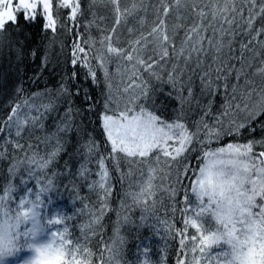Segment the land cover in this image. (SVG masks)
<instances>
[{
	"label": "snow or ice",
	"instance_id": "snow-or-ice-1",
	"mask_svg": "<svg viewBox=\"0 0 264 264\" xmlns=\"http://www.w3.org/2000/svg\"><path fill=\"white\" fill-rule=\"evenodd\" d=\"M97 5L110 6L114 16L110 29L96 23L94 9ZM87 7L92 10V19L84 24L88 33L85 39L79 32L78 16L84 15L81 0H55V9L54 0H0V43L6 30L9 35L13 31L18 34L21 20L33 24L37 16L43 21L42 32L50 30L54 35L59 25L71 34L73 27L76 28L68 61L71 72H63L55 89L45 88L33 93L31 100L22 98L14 104L9 101L6 106L10 111L0 120V145L12 143L18 150L24 147L19 139L25 128L29 132H44L46 114L54 108L58 110V102L67 105L64 117L68 119L54 121V131L45 132L41 141L48 151L37 158V151L29 143L27 147L33 150L32 155L16 162L26 166L28 179L19 177L21 184H29L30 179L34 181V187L18 197L19 188L13 183L16 177L10 175L7 187L0 185V226L17 218L21 212L27 214L30 211L31 222H25L21 227L17 221L14 232L9 224L10 235L27 243L43 220L47 225L45 231L53 229L50 236L58 237L72 248L74 264H85L82 258H75L77 254L90 255L86 264H92L95 254L85 246L88 239L85 231L99 224L109 210L113 186L106 161L111 159L122 182L126 176L131 180L134 167L144 178L135 182L137 191L123 192L132 204L144 205L143 212L148 211L150 200L155 205L153 198L158 189L167 193L169 209L173 213L176 198L182 197L183 227L177 229L169 224L165 229L171 230L178 240L180 256L176 258V264H233L237 244L242 248L246 246L245 258L240 264H264V135L258 139L252 135L257 131L264 134V58L259 59L255 68L252 64V59L260 57L257 46L264 49V0H87ZM150 8L151 22L148 19ZM62 9L67 10L64 23H60ZM189 19L191 23L186 26ZM93 27L100 31L99 38L92 36L90 30ZM125 29L129 38L122 41ZM181 29L184 35L177 47L176 36ZM241 34L248 38L247 43L240 42L241 55L223 59L224 50L231 51L236 36ZM51 48L50 40L41 54V69L48 66ZM14 50L19 59L21 49ZM245 51L252 57L245 58ZM209 53L211 63L205 67ZM30 56L35 59V48L30 51ZM230 60H238L240 66L230 65ZM78 65L83 83L77 80ZM189 65H194L190 71ZM110 67L114 70L110 71ZM249 69H252L251 73ZM197 71L200 93L194 95L192 75ZM185 73H188L187 79H184ZM255 77H260L259 84ZM230 78L235 80L231 86ZM35 79L39 76L33 82ZM150 80L160 87L154 90ZM89 81L98 90L95 99L87 86ZM164 84L171 86L166 95L178 101L171 119L166 118L161 105L156 104L157 91H163ZM101 86L103 91H100ZM221 90L223 102L214 114L212 106ZM22 91L17 86L16 92ZM44 97L48 98L47 103L34 102ZM75 97H80L85 104L83 110L74 107ZM202 97L208 98L207 103H201ZM97 106L101 109L97 119L101 121L106 137L105 147L110 150L107 154L99 153V142L91 132L88 140L83 141L81 122L76 125L79 143L75 155L78 159L83 157L76 177L85 182L88 191L100 193V206L92 212V221L79 227V235L73 239L66 223L72 217L47 215L45 196L59 189L54 186L53 179L42 181L39 174L46 172L61 152L67 150L68 141L62 139V135L72 132L73 113L77 116H83L84 112L91 114ZM197 109L200 114L190 121V128L189 117ZM89 122L94 123L91 115ZM245 129L252 138L239 142ZM233 136L237 142L212 146L214 142L218 145L225 137ZM80 148L85 151L80 152ZM193 153L197 154L195 166L191 161ZM121 161L125 171H121ZM16 163L11 165L10 173L13 169L19 171ZM93 163L96 165L94 173L89 167ZM65 168L60 175L71 176L67 161ZM158 172L163 173L159 178L164 181L171 177L170 183L156 185ZM93 174L96 179H89ZM52 175L57 173L54 171ZM186 181L190 182V192L184 187ZM129 187H132L131 183ZM73 191H76L75 185ZM141 219H144L143 215ZM190 229L193 233L189 237ZM217 238H222L219 245H216ZM107 251L111 261L114 248L109 247ZM102 255L103 250L101 258ZM143 264H148V260L145 259Z\"/></svg>",
	"mask_w": 264,
	"mask_h": 264
},
{
	"label": "trees",
	"instance_id": "trees-1",
	"mask_svg": "<svg viewBox=\"0 0 264 264\" xmlns=\"http://www.w3.org/2000/svg\"><path fill=\"white\" fill-rule=\"evenodd\" d=\"M81 7L84 11L82 17L78 16L80 22L79 32L84 34V38L87 39L88 33L85 31L84 24L86 21L92 19L91 11L87 7V0H81ZM123 7V3H122ZM55 9V0H54ZM96 12V23L100 25L101 28L110 29L114 22V16L111 13L110 6L97 5L95 7ZM67 10H60V23L65 22V12ZM55 15V11H54ZM103 17V19H100ZM149 22L153 19L151 8L148 14ZM174 22V21H173ZM131 23V21H130ZM191 19L186 23L190 24ZM42 19L37 16L36 22L33 24H25L23 20L20 21L21 30L17 32L13 31L11 35L8 34L6 30L2 43H0V120L4 119L10 111L8 105L9 101L13 104L21 101L22 98H28L31 100L32 94L36 92H42L45 88L55 89L58 87V81L63 72H71V66L68 63L71 54V44L74 37L76 36V28L73 27L71 34L66 30L61 29L59 25L57 26V31L53 35L51 31L42 32ZM260 21H257V26ZM9 29L11 25L8 26ZM93 37L99 38L100 31L93 27L91 30ZM119 31V30H118ZM138 34L134 33V35ZM184 35V30L181 29L179 34L176 36V44L179 47L180 40ZM128 33L126 29L123 31L121 40L128 39ZM227 39V38H226ZM247 37L243 34L237 35L235 42L233 43L232 50H224L223 59H227L229 55L240 56V42L243 41L247 43ZM264 39V37H262ZM52 42V48L49 51V63L44 69H41V54L44 52L48 43ZM23 42L21 45L20 42ZM62 46V48H61ZM99 47V44H97ZM251 47V45H250ZM15 48L21 49L20 58H17V52ZM36 49V57L33 59L30 56V51ZM260 52V57L252 59L253 68L258 66L259 59L264 58V49L259 46L256 48ZM171 52V49H170ZM245 58H251L252 54L245 51ZM95 64L96 62L93 61ZM183 63V61H181ZM211 63V53L205 58V67ZM229 64H236L237 67L240 66L238 60H230ZM194 65H189V71ZM171 67V65H169ZM114 68L110 67V71ZM252 69H249L251 73ZM98 77L100 73H97ZM165 77L167 73H164ZM188 73H185L184 79H187ZM199 71L192 75V80L194 82V95H199L200 87L199 80L197 79ZM39 76V79L34 78ZM234 76V74H233ZM147 78V74H145ZM114 84L116 78L114 77ZM259 84L260 77L254 78ZM77 80L80 83V69L77 66ZM150 84L153 89H158L160 85L150 80ZM243 81L241 80V83ZM235 83V80L230 78L229 85ZM17 86H20L23 91L21 93L16 92ZM91 89L93 98L97 96L98 90L92 86L91 82L87 85ZM171 90V86L168 84L163 85V91H157L156 104L161 105L162 110L165 112L166 118H172V110L178 107V101L172 99L166 95L167 92ZM100 91H103V86H101ZM207 97L201 98V103H207ZM36 104L47 103L48 98H38L34 101ZM223 102V92L221 90L215 96V103L212 106V112L215 114L219 111L220 105ZM74 107H79L81 110L85 108V104L81 101L80 97H75ZM67 105L58 102V110L56 108L50 114H46L47 118L44 120V132L35 130L29 132L27 128L24 130V134L19 139V143L23 144L22 149H14L12 143H6L0 145V185L7 187L10 175L16 177L13 183L19 188L17 196L24 195L29 188L34 187V181L29 179V184H21L19 177H24L28 179L26 174V166L16 163L18 161L27 160L31 155L32 151L35 150L39 155H44L48 149L41 143L45 138V132L54 131V121H61L68 119L64 117V112L66 111ZM101 112L99 106H97L96 111L89 114L84 112L83 116H77L73 113V130L68 135H62V139L68 141L66 143V151H62L58 159L52 163V165L44 173H40V178L42 181H47L49 178L53 179L54 186L58 187L59 190L53 191L45 196L47 202V215L49 217L56 214H65L71 219L67 220L66 223L69 226L72 238L76 239L79 235L78 228L88 224L92 221V212L99 208V195L98 191H88L85 186V182H82L76 177V172L80 167V162L83 159L81 156L79 159L75 155L78 146V136L76 131V125L82 122L83 136L82 140H88V133L91 132L95 140L99 142V153L107 154L109 148L105 147L106 137L103 133L101 127V121L97 119L98 114ZM159 114V112L157 113ZM200 114L199 109L196 113L189 117V127L191 128V120L196 119ZM89 115H91L92 121L89 122ZM264 119V117H262ZM210 120V118H209ZM255 138H260L261 132L257 131L252 134ZM39 138V139H38ZM245 129L239 138V142H246L251 139ZM229 142H237L236 137H225L217 145L213 143V147L216 146H226ZM32 143L34 146L33 150L28 149V144ZM39 145L38 148L36 146ZM84 148H80V152H84ZM27 153V155L25 154ZM97 153V156H99ZM197 154L193 153L191 156V161L193 166L196 165ZM67 161L69 169L71 171V176L60 175L66 171L65 162ZM13 163H16V168L12 172L9 169ZM106 165L109 168L110 176L112 178L111 183L113 186V191L110 197L109 210L103 216L102 221L99 224H94L92 228L85 231V235L88 237L85 241V246L89 247L91 251L95 254L92 259V264H143L144 260H148V264H176V258L180 256L178 250V240L175 238L171 230L165 231L168 225H174L175 228H182V212L181 209L184 205L181 203L182 197L176 198V211L173 213L169 209L170 201L167 198V193L157 190V195L153 198L155 200V205H152L151 200L149 201L148 211L143 212L144 205L132 204V201L123 195L124 191H137L136 183L137 181H142L144 178L139 175L137 168H133L131 180L126 176L122 182L118 177V172L113 168L111 159L106 161ZM95 172L96 165L93 163L89 166ZM163 167V165H161ZM121 171H125V165L121 161L120 165ZM57 175L53 177V172ZM158 178L155 181L156 185L169 184L171 177L168 181H164L159 177L163 176V173H157ZM91 180H95L96 176L93 174L89 177ZM71 180V183L69 182ZM132 187H129V184ZM190 182L186 181L184 187L190 192L188 184ZM75 185L76 191H73V186ZM47 186L46 183L44 185ZM35 191V188H33ZM193 198L189 196L191 201ZM161 200L163 203H161ZM86 205V207H84ZM191 212L189 213V215ZM98 215V213H97ZM144 219H141V216ZM165 221L168 223L165 224ZM53 231L52 228H48L42 235L50 236L49 234ZM91 233H95L92 235ZM193 230H189L188 236L190 237ZM171 237V238H170ZM190 242V241H189ZM109 247L114 248V258L109 261L110 253L107 251ZM103 250V255L101 258V251ZM23 252V251H22ZM21 252L12 259L7 261V264H19V255Z\"/></svg>",
	"mask_w": 264,
	"mask_h": 264
},
{
	"label": "clouds",
	"instance_id": "clouds-1",
	"mask_svg": "<svg viewBox=\"0 0 264 264\" xmlns=\"http://www.w3.org/2000/svg\"><path fill=\"white\" fill-rule=\"evenodd\" d=\"M62 218V213H61ZM32 213L25 214L21 212L17 218L4 223L0 226V264H7L9 259L14 258L22 251H29L31 254L21 262V264H74L73 250L68 245L62 243L58 237L49 236L47 240H40L41 235L45 232L47 225L43 220L33 230L32 236L27 243L17 240L15 236L10 235L9 224L12 225V231L16 230L17 221L23 227L25 222H31ZM222 242V238L216 239V245ZM245 247L237 244L233 253V264H240L243 260ZM77 259L82 258L83 262L91 259L90 255L77 254Z\"/></svg>",
	"mask_w": 264,
	"mask_h": 264
},
{
	"label": "rangeland",
	"instance_id": "rangeland-1",
	"mask_svg": "<svg viewBox=\"0 0 264 264\" xmlns=\"http://www.w3.org/2000/svg\"><path fill=\"white\" fill-rule=\"evenodd\" d=\"M49 238V236H42L40 237V240H47ZM31 253L29 251H25L23 253H21L20 255V264L23 260H25L26 257H28Z\"/></svg>",
	"mask_w": 264,
	"mask_h": 264
}]
</instances>
